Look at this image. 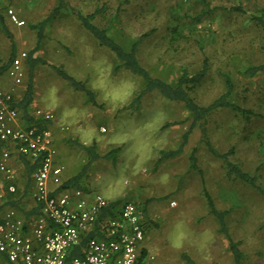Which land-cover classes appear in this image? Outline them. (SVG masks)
I'll return each mask as SVG.
<instances>
[{"label":"rangeland","instance_id":"1","mask_svg":"<svg viewBox=\"0 0 264 264\" xmlns=\"http://www.w3.org/2000/svg\"><path fill=\"white\" fill-rule=\"evenodd\" d=\"M66 1L72 12L102 11L95 24L107 28L119 41L140 38L137 58L153 75L174 81L182 69L192 74L207 58V76L192 93L201 106L225 91L224 75H228L234 85L233 103L258 116L245 118L231 110H217L205 121L207 136L219 152L234 150L232 161L256 174L257 188L224 173L221 163L201 143L198 127L180 156L157 162L160 151L180 145L190 125L187 112L181 104L156 94L145 97L138 111L127 109L140 80L116 70L112 53L98 45L70 10L45 28L41 48L32 56L44 63L33 70L30 113L48 112L56 120L49 128L63 180L88 164L77 144H94L100 155L119 147L114 163L90 162L80 184L86 192L110 202L138 205L142 222L148 224L142 264H186L182 254L195 264H233L227 241L208 214L202 185L216 208L227 212V229L239 243L242 264H264V75L247 78L241 74L248 66L264 62V33L250 20L264 13V0H207L216 10L199 21L191 20L201 11L195 0ZM56 4V0H0V16L17 55H27L35 48L37 36L31 25L42 21ZM233 8H240L241 13ZM9 11L22 26L12 21ZM175 25L181 36L170 43V29ZM10 51L11 40L0 27V66ZM51 66L86 83L95 94V105L87 104L84 95L74 91ZM23 67L22 84L15 89L17 98L28 80L25 62ZM11 89V80L2 74L0 91ZM194 148L202 177L189 167ZM14 161L12 171L19 180L22 207L27 209L31 199L30 193L23 192V166ZM3 186L0 179V196Z\"/></svg>","mask_w":264,"mask_h":264},{"label":"built area","instance_id":"2","mask_svg":"<svg viewBox=\"0 0 264 264\" xmlns=\"http://www.w3.org/2000/svg\"><path fill=\"white\" fill-rule=\"evenodd\" d=\"M9 15L17 26L23 25L11 11ZM26 57L22 52L14 58L7 75L12 89L0 91V174L12 182L16 179L12 161L34 162L29 193L40 213L29 220L14 210L2 214L0 264H137L145 239L138 205L124 201L103 215L110 201L100 194L57 190L62 169L56 164L51 129L25 125L20 112L11 106L15 89L24 78ZM33 116L56 123L48 112L37 110ZM8 190L14 193L15 186ZM74 249H78V257L71 256Z\"/></svg>","mask_w":264,"mask_h":264},{"label":"trees","instance_id":"3","mask_svg":"<svg viewBox=\"0 0 264 264\" xmlns=\"http://www.w3.org/2000/svg\"><path fill=\"white\" fill-rule=\"evenodd\" d=\"M56 6L51 10V12L40 22L35 25H31V28L36 31V46L30 51L26 56L25 64L28 66V80L23 90L20 98L13 97L11 106L16 108L21 115V120L27 126L35 125L38 128H49L50 123L44 122L42 119H36L30 113V106L33 100V70L38 63H44L43 61L32 58L33 54L36 53L42 45L44 40V30L48 27L57 17L70 10L66 0H56ZM196 4L201 7V11L195 15L191 20L199 21L201 18L207 17L214 13L216 9L210 8L207 0H195ZM73 11V10H72ZM71 11V12H72ZM232 11L241 13L240 8H233ZM78 21L79 25L98 43L100 47L107 49L117 61L116 70H124L129 72L131 75L137 77L140 80V86L138 91L132 97L130 103L127 106V109L132 111H138L141 107V103L145 97L151 94H156L159 97L163 98L169 102H175L182 105L184 110L188 114V119L190 120V125L187 130L182 134L180 145L173 150L160 151L157 162L164 160L174 159L180 156L183 153L184 146L188 143L189 136L192 134L193 130L198 127L201 132V143L205 147L206 151L216 160H218L224 173L228 176L237 180L244 185L257 188V176L256 174L248 173L244 171L237 163L232 161V156L234 155V150L230 149L225 152H219L215 149L207 136V131L205 128L206 119L215 111L220 109L231 110L237 113H240L245 118L258 116L250 110L241 109L232 101L234 93V85L231 78L228 75H224V86L225 91L217 98H215L211 103L206 106H201L196 103L192 97L194 90L200 85V83L207 76L209 66L207 58H204L202 61L201 67L192 74H189L185 69H182L180 74L175 78L174 81H168L167 79L151 74L146 68H144L138 58L137 52L139 47L140 38L132 40L130 43L119 41L114 37L107 28L99 27L95 24L96 15L102 13V11L97 10L91 14H82L80 12H72ZM251 22L261 29L264 33V13L259 16H252L250 18ZM0 27L2 32L11 40V51L6 60V62L0 66V76L4 73L8 75V70L17 54L14 48V42L11 39V35L7 31L4 25V21L0 16ZM170 43L175 42L181 36V31L178 25L173 26L170 29ZM51 69L58 75L63 81L68 83L71 88L80 92L84 95L85 101L87 104L95 105V94L91 91L86 83L77 81L65 71L58 67L51 66ZM243 76L247 78H254L259 75H264V62L261 64L250 65L245 68L242 73ZM76 144V143H75ZM83 152L86 154L88 159V164L90 162L102 159L114 163L117 159V156L120 152L119 147L112 148L107 153L100 155L96 150V145L92 144L90 146H85L77 144ZM197 148H194L189 155V167L192 171H195L197 174L202 177V173L197 166L196 158ZM57 158V157H56ZM56 164L60 166L57 162ZM13 162V161H12ZM22 164L24 179V188L23 192L30 191L31 185V175L35 170V163L25 159L15 160ZM88 164L83 166L81 171L75 176L69 178L68 180H63L61 178V184L57 190L61 189H78L85 192L84 188L80 184V180L84 176ZM61 167V166H60ZM0 179L3 180L4 186L2 188V195L0 197V220L2 214L7 210H14L18 216L22 217L24 220H29L32 217H37L39 215V206L35 205L31 201V205L25 209L22 207V195H20L19 180L15 179L12 182L6 181L3 175L0 174ZM10 185L15 186V192L11 193L8 190ZM24 193V194H25ZM202 197L205 201L208 214L211 215L218 223V233L222 235L228 244V251L230 252L233 260V264H242L243 262V253L239 249V243L232 240L229 235L227 224H226V211L218 210L214 204V201L207 189L202 185L201 191ZM133 202V201H132ZM121 202L112 201L110 202L109 208L103 212V215L109 211V209L115 207ZM135 203V202H134ZM6 209V210H5ZM5 210L3 213H1ZM141 211V210H140ZM143 212V209H142ZM143 229L146 231L148 228L147 222L143 223ZM92 237L88 235L83 239L82 244L86 239ZM146 254L145 249L142 250L141 255L138 259L137 264H142L144 255ZM78 249H74L71 252L72 257H78ZM182 259L186 264H195L187 255L182 254Z\"/></svg>","mask_w":264,"mask_h":264},{"label":"crops","instance_id":"4","mask_svg":"<svg viewBox=\"0 0 264 264\" xmlns=\"http://www.w3.org/2000/svg\"><path fill=\"white\" fill-rule=\"evenodd\" d=\"M61 178H62V174H61ZM86 192V191H85ZM88 193V192H87Z\"/></svg>","mask_w":264,"mask_h":264}]
</instances>
